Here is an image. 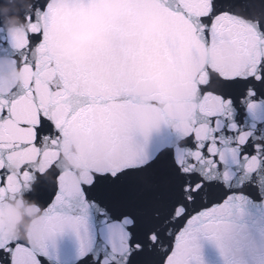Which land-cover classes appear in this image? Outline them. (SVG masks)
<instances>
[{
	"label": "snow or ice",
	"instance_id": "obj_1",
	"mask_svg": "<svg viewBox=\"0 0 264 264\" xmlns=\"http://www.w3.org/2000/svg\"><path fill=\"white\" fill-rule=\"evenodd\" d=\"M98 2L32 0L28 28L8 33L25 79L0 90V202L35 185L44 220L36 244L0 232V264H48L66 231L80 239V264H203L201 236L227 264H264V122L240 127L264 106V0H154L164 19L146 41V0H123L106 47L83 61L62 55ZM176 70L190 81L182 118L152 99L149 80ZM152 105L168 129L154 142L141 126ZM89 132L111 159L81 178L62 148ZM93 212L106 220L99 256Z\"/></svg>",
	"mask_w": 264,
	"mask_h": 264
},
{
	"label": "water",
	"instance_id": "obj_2",
	"mask_svg": "<svg viewBox=\"0 0 264 264\" xmlns=\"http://www.w3.org/2000/svg\"><path fill=\"white\" fill-rule=\"evenodd\" d=\"M29 3H32V0H5V2L0 5V25H2L3 21L6 19L17 17L23 21L24 16L30 13L27 8ZM113 4L120 5V12L118 15H113L108 10V6ZM124 8L125 4L123 0H99L93 10L88 13L87 19L73 27L63 38L60 45L74 40V33L79 32L83 34L88 31H99L103 33L106 38L107 43L103 46L106 47L108 44V37L106 34L107 26L111 19L119 17L123 14ZM155 8L156 4L154 0H146L144 5L145 11L141 14L138 21L140 37L145 41L150 39L162 27L161 25L159 30L152 32L147 38H145V33L149 27L150 20L160 19L163 24L164 18L155 11ZM94 13L104 14L103 23L100 24L99 27L93 23L92 16ZM27 28L28 25H26L24 30ZM8 33L10 32L6 27L0 26V76L8 74L14 68L20 69L23 76L20 83L16 86L0 83V90L5 91H10L12 89L19 90L25 79V71L16 60L18 53L12 47ZM81 43H83V46L89 50L87 58L95 51L96 48H103L99 46L95 40H84L81 41ZM64 56L74 60H81L70 55ZM149 80L159 86L158 97H153L152 99H158L160 106H163V108L167 109L169 113L177 118H182L185 115L186 91L190 86L187 74L182 70H176L174 72L153 71L149 75ZM156 107V105H152L149 110L145 111L141 120V126L144 128L146 135L153 142L156 141L162 133L168 131V129L163 125L161 117L152 110ZM245 111L246 116L243 118L244 123L240 125L241 130L248 127L250 124L264 122V106H261L257 112H249L247 109ZM101 152L110 157L109 146L101 141L95 133H81L71 136L65 140L62 148L61 163L64 168L73 170L74 173L78 174L81 178H86L91 172L98 171L105 165L94 163ZM90 163L92 164L91 167H89ZM77 166H79V168H77ZM18 169L19 166L16 167L17 171ZM81 169L84 171L81 172ZM38 192L39 190L37 189V186L34 185L33 189H25L22 193L0 202V208L6 207L8 203H10L12 206L20 205L21 211H24V209L30 204L37 205L41 209L39 205L40 201L37 198ZM37 217L39 224L42 225L44 220V213L42 210L37 214ZM24 220L25 222H32L33 218L25 216ZM246 222L248 225L254 224L252 218H248ZM105 223V219H100L95 212L92 213L90 217V225L93 234L94 252L97 256L101 255L100 252L95 251L97 232H99L100 238L104 240V246L107 244V237L103 230V225ZM240 223L241 226H243L245 220L242 219ZM259 227H264V220H261ZM5 231L6 229L0 228V232L5 233ZM34 232L35 230L30 231L29 236L31 237ZM199 244L203 264H227L226 258L213 240L201 236ZM79 251V237L72 231H66L65 233L55 237L52 243V255L48 264H80Z\"/></svg>",
	"mask_w": 264,
	"mask_h": 264
},
{
	"label": "clouds",
	"instance_id": "obj_3",
	"mask_svg": "<svg viewBox=\"0 0 264 264\" xmlns=\"http://www.w3.org/2000/svg\"><path fill=\"white\" fill-rule=\"evenodd\" d=\"M32 3L27 5L28 11L32 10ZM108 10L113 15H118L120 12V5L113 4L108 6ZM94 25L99 27L103 23L104 14L94 13L92 16ZM25 21H21L18 17L12 19H6L0 26L6 27L9 32L23 31L26 27ZM162 25L160 19H152L149 21V27L145 33V38H147L152 32L159 30ZM75 39L68 41L67 43H62L60 45V51L64 55H70L78 59H86L89 55V50L83 46L81 41L84 40H95L96 43L103 47L107 43L103 33L99 31H88L86 33H74ZM23 73L18 68H14L11 72L4 76H0V83L5 85L16 86L22 80ZM110 157L105 153L101 152L97 159L94 161L95 164L104 165L110 161ZM92 164H89L91 167ZM79 168V166H77ZM84 170L81 169V172ZM41 209L39 206L30 204L24 211H21V206H12L10 203L6 207L0 208V228L6 229L5 234L14 239H27L30 243H38L39 241L35 237H30L29 232L36 230L40 227L37 214L40 213ZM32 217V222H25L24 217ZM42 235V232L38 233Z\"/></svg>",
	"mask_w": 264,
	"mask_h": 264
}]
</instances>
